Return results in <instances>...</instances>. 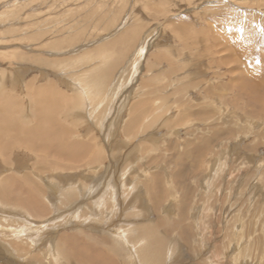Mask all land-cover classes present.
Returning a JSON list of instances; mask_svg holds the SVG:
<instances>
[{
	"label": "rangeland",
	"instance_id": "1",
	"mask_svg": "<svg viewBox=\"0 0 264 264\" xmlns=\"http://www.w3.org/2000/svg\"><path fill=\"white\" fill-rule=\"evenodd\" d=\"M0 117V264H264V0H0Z\"/></svg>",
	"mask_w": 264,
	"mask_h": 264
},
{
	"label": "bare ground",
	"instance_id": "2",
	"mask_svg": "<svg viewBox=\"0 0 264 264\" xmlns=\"http://www.w3.org/2000/svg\"><path fill=\"white\" fill-rule=\"evenodd\" d=\"M0 119H1V117H0ZM2 120H3V119H1V121H2ZM4 122H5V121H4ZM2 125H3V124H2ZM5 126H6V125H5ZM5 126H3V127L1 126V127H0V141H2V139H4V138H3V133H4V132H5V133L8 132V128H9V127L7 128V126H6V128H5ZM6 131H7V132H6ZM18 132H19V130H16V134H19ZM32 133H34V131H32ZM27 134H31V133H27ZM22 136H23V137H22ZM22 136H21V137H18V135L14 136L15 138L13 137V139H15V140H14L13 142H16V141H17V142H21V143H23L24 140H25V139H23V138H26V139H27V138L29 137V136L26 135V134H24V135H22ZM29 138H30V137H29ZM32 138H33V136H32ZM8 139H9V138H8ZM9 141H10V140H9ZM26 141H27V140H26ZM30 142L32 143V142H34V141H30ZM37 142H38V141H37ZM37 142H36V143H37ZM28 143H29V141H28ZM28 143H27V144H28ZM38 143H39V142H38ZM15 144H16V143H15ZM8 145L10 146V143H9ZM1 146H2V145H1ZM9 146H8V149L10 148ZM37 146H39V144H38ZM37 146H35V147H37ZM31 148H32V147H31ZM34 149H35V148H34ZM3 151H4V150H3ZM1 152H2V151H1ZM157 245H158V244H154V245H153V243H152V249H154L155 246H157Z\"/></svg>",
	"mask_w": 264,
	"mask_h": 264
}]
</instances>
